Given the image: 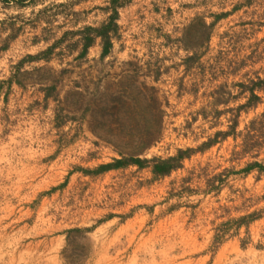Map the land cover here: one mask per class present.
Masks as SVG:
<instances>
[{
    "label": "rangeland",
    "instance_id": "obj_1",
    "mask_svg": "<svg viewBox=\"0 0 264 264\" xmlns=\"http://www.w3.org/2000/svg\"><path fill=\"white\" fill-rule=\"evenodd\" d=\"M111 1L0 0V264H264V0H128L80 59Z\"/></svg>",
    "mask_w": 264,
    "mask_h": 264
},
{
    "label": "trees",
    "instance_id": "obj_2",
    "mask_svg": "<svg viewBox=\"0 0 264 264\" xmlns=\"http://www.w3.org/2000/svg\"><path fill=\"white\" fill-rule=\"evenodd\" d=\"M29 0H19V3L21 5V7H26V3ZM128 0H112L110 7L107 8V10L110 12V16L109 19L106 23H104L101 27L99 28H95V27H87L84 28L81 31H78L76 33H72L73 35H79L81 38L80 43L82 46V51L79 55L80 59L86 58V56L89 53L90 48L94 47V45L97 43V41L100 39L102 42V55H101V60H104L111 52V49L113 47V35H116L117 32L119 31V25H118V21L120 18V10L124 9L127 4H128ZM229 14H223L217 17V21L220 19H223L225 17H227ZM214 24H211L210 26H207L206 24L203 23L202 27L205 30V32L209 33L207 34V39L206 41H208V39L210 38V32L212 30V28L214 27ZM206 34V33H205ZM11 38H15V36H12ZM62 44V41H59L58 43H55L51 46H49L45 51L39 53L36 56H27L24 60H22L17 66H15L13 69V73L10 79L11 84H17L21 87H24V85L22 84V82H20V76L22 74V69L23 66L26 63H31V62H41V61H45L46 63H50L52 60V56L54 55L56 49L59 47V45ZM8 47V45L4 46L3 49H6ZM196 48H194V46H187V50H191V51H196ZM199 58L194 55V56H190L188 58V63L191 64V62H193L194 60H198ZM37 71H47L49 72H54L53 69L51 68H47V66L41 68V69H37ZM155 80H158V76H156ZM57 86L54 87H50L48 88V94L47 97H49L51 94H53L54 92H57ZM243 87V92L244 91H249L251 93V98L250 101L247 105L244 106V108H240L241 109H246L248 106H252L254 105V103L258 102L260 100L258 94H257V89H262L264 87V80H260V82H258L257 84L254 85V87ZM46 90V91H47ZM239 110V111H240ZM220 115V113L218 114V116ZM237 125V121H235V124L232 126L231 130L229 132H219L216 134L214 139L209 140L208 142H206L205 144H203V146L198 149V150H194V149H189V150H179L178 151V155L176 157L170 158L168 160H163V161H157L155 166L153 167V173L155 176L157 177H166L169 176L173 171L179 169L181 167V162L186 159V158H190L194 153L196 152H201L207 148H211L212 146H214L219 140H225L228 137H230L231 135H235V128ZM252 169H260V171H264V167L258 163H254L252 165H250V167L247 169V171H250ZM259 219V216L257 213H254L251 215V221H256ZM244 221V219L242 220ZM75 233H82V230L80 229H74V230H70L67 233V241L70 242V237L72 234ZM67 263L68 264H80L79 262H75L74 260H69L67 259Z\"/></svg>",
    "mask_w": 264,
    "mask_h": 264
},
{
    "label": "crops",
    "instance_id": "obj_3",
    "mask_svg": "<svg viewBox=\"0 0 264 264\" xmlns=\"http://www.w3.org/2000/svg\"><path fill=\"white\" fill-rule=\"evenodd\" d=\"M97 44H98V42H97ZM96 44V45H97ZM99 45V47L101 48L102 47V45H100V44H98ZM97 45V46H98ZM94 47H95V45H94ZM94 47H92V48H90V50H89V53L91 52V50L94 48ZM102 51H103V48H101V52H100V56H99V58H101V55H102ZM52 62H53V60H51V62L50 63H46L45 61H41V62H39V63H41L42 64V67H45V66H50L51 64H52ZM38 63V62H37ZM38 63V64H39ZM58 84V83H57ZM48 89V88H47ZM42 91V93H46L45 94V98H48V100H50L51 98H53V97H51V95L49 96V97H47V92H48V90L46 91V90H41ZM55 93V92H54ZM55 95L56 96H60V84L57 86V92L55 93Z\"/></svg>",
    "mask_w": 264,
    "mask_h": 264
}]
</instances>
